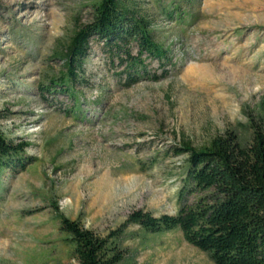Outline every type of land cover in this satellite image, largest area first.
<instances>
[{
  "label": "rangeland",
  "instance_id": "374dc122",
  "mask_svg": "<svg viewBox=\"0 0 264 264\" xmlns=\"http://www.w3.org/2000/svg\"><path fill=\"white\" fill-rule=\"evenodd\" d=\"M93 1L0 0V131L28 142L32 160L0 179V264H76L59 214L99 235L137 209L174 215L185 157L172 148L226 130L247 139L246 116L264 117V0H180L193 14L182 25L179 0H136L170 63L143 54L141 78L127 87L119 61L91 40L73 112L67 93L41 86L62 70L53 52L75 20L89 21ZM121 248L119 264H213L176 229L129 226Z\"/></svg>",
  "mask_w": 264,
  "mask_h": 264
},
{
  "label": "trees",
  "instance_id": "16d2710c",
  "mask_svg": "<svg viewBox=\"0 0 264 264\" xmlns=\"http://www.w3.org/2000/svg\"><path fill=\"white\" fill-rule=\"evenodd\" d=\"M193 1L182 2L191 6ZM182 2L177 14L181 25L193 16L180 9ZM90 10L89 21L78 24L75 20L68 41L53 52L62 70L41 86L44 91L52 88L55 94L67 93L75 102V87L93 39L119 61L127 87L141 78L143 54L163 68L170 63L169 51L154 39L151 21L139 12L136 0H94ZM177 11L166 15L173 18ZM246 119L247 139L226 130L199 147L183 140L172 148L174 157H185L174 215L154 217L137 209L117 230L99 235L79 220L59 214L58 231L70 247L72 260L76 264H119L126 255L121 248L124 232L135 226L151 234L176 229L186 244L206 253L213 264H264V117L247 115ZM29 147L28 142L10 140L0 131V179L6 172L17 174L31 164L26 158Z\"/></svg>",
  "mask_w": 264,
  "mask_h": 264
},
{
  "label": "bare ground",
  "instance_id": "6f19581e",
  "mask_svg": "<svg viewBox=\"0 0 264 264\" xmlns=\"http://www.w3.org/2000/svg\"><path fill=\"white\" fill-rule=\"evenodd\" d=\"M34 7H31L30 9H33ZM28 9V7H26V10ZM25 12V11H24ZM32 15V12L31 11H27L24 16H30Z\"/></svg>",
  "mask_w": 264,
  "mask_h": 264
}]
</instances>
